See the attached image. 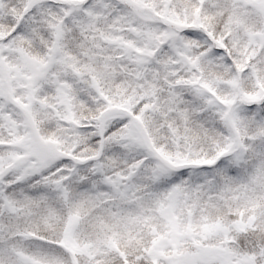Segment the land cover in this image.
<instances>
[{
    "label": "snow or ice",
    "instance_id": "obj_1",
    "mask_svg": "<svg viewBox=\"0 0 264 264\" xmlns=\"http://www.w3.org/2000/svg\"><path fill=\"white\" fill-rule=\"evenodd\" d=\"M0 264H264V0H0Z\"/></svg>",
    "mask_w": 264,
    "mask_h": 264
}]
</instances>
